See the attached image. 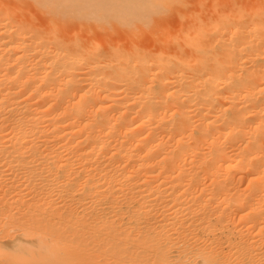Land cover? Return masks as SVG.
<instances>
[{"label": "bare ground", "instance_id": "obj_1", "mask_svg": "<svg viewBox=\"0 0 264 264\" xmlns=\"http://www.w3.org/2000/svg\"><path fill=\"white\" fill-rule=\"evenodd\" d=\"M0 264H264V0H0Z\"/></svg>", "mask_w": 264, "mask_h": 264}, {"label": "rangeland", "instance_id": "obj_2", "mask_svg": "<svg viewBox=\"0 0 264 264\" xmlns=\"http://www.w3.org/2000/svg\"><path fill=\"white\" fill-rule=\"evenodd\" d=\"M93 33L92 34H94L95 35V33H94V31H92ZM97 33V32H96ZM145 43V42H144ZM146 45V44H145ZM105 49H108V48H105Z\"/></svg>", "mask_w": 264, "mask_h": 264}, {"label": "snow or ice", "instance_id": "obj_3", "mask_svg": "<svg viewBox=\"0 0 264 264\" xmlns=\"http://www.w3.org/2000/svg\"><path fill=\"white\" fill-rule=\"evenodd\" d=\"M183 6L187 7L188 5H183Z\"/></svg>", "mask_w": 264, "mask_h": 264}]
</instances>
